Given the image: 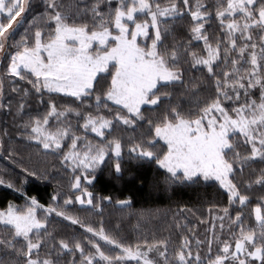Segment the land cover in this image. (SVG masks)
Instances as JSON below:
<instances>
[{
  "label": "snow or ice",
  "instance_id": "obj_1",
  "mask_svg": "<svg viewBox=\"0 0 264 264\" xmlns=\"http://www.w3.org/2000/svg\"><path fill=\"white\" fill-rule=\"evenodd\" d=\"M0 114V151L22 174L0 186L23 197L0 207V264H264V0H0ZM13 132L56 157L67 191L57 182L47 203L25 191L52 174ZM145 163L166 189H223L203 238L175 219V239L106 229L104 203L133 198L98 194V175L119 182Z\"/></svg>",
  "mask_w": 264,
  "mask_h": 264
},
{
  "label": "trees",
  "instance_id": "obj_2",
  "mask_svg": "<svg viewBox=\"0 0 264 264\" xmlns=\"http://www.w3.org/2000/svg\"><path fill=\"white\" fill-rule=\"evenodd\" d=\"M35 2L38 3L39 0H35ZM69 103H71V98L58 100V104ZM40 110L43 111V107ZM33 111H35V105H33ZM3 119V114H0V121ZM73 124H75L74 120ZM90 135L94 138L93 134ZM13 140L19 145L25 157L29 153L33 154L30 162L26 160L29 166L44 167L43 160L46 159L48 171L52 174L48 180L29 178L28 182L24 185V189L29 195H36L42 203H47L50 194L58 187L57 182L63 186L64 191H67L68 174L60 167L55 156L50 155L46 158H38L35 155V148H30L26 142L16 137L14 132ZM52 165H55V167H52ZM128 167L129 171L144 181L143 184L130 177L129 171L125 172L124 178L119 182L108 177L106 174H99L95 182L96 187L94 191L100 195H111L113 201L132 196L130 208H122L108 202H105L103 206V221L106 229L113 233L118 230L119 234L129 242H134L140 232L144 230H152L157 234H166L171 230L175 239L176 229L173 227L174 219L181 223H187L189 227L197 232V235L203 238L206 225L201 223V220L209 216V204L226 203V196L222 195L223 189H219L218 191V185H178L169 190L162 183L164 170H158L156 166L149 163H145L139 168L132 165ZM0 175L6 178H16L22 175L17 165L2 151H0ZM154 177L161 180V183L155 187L152 184ZM7 200L23 203V197L20 193L0 186V207L5 206ZM70 210L78 215L81 220L95 223L100 219L97 211L91 209L89 206H82L76 203L70 206ZM141 210L151 212V216L146 219L143 217L138 218L136 213ZM52 223L55 227L62 228L65 232H75L77 236H81L84 233V230L79 225H72L71 222L59 217L55 218Z\"/></svg>",
  "mask_w": 264,
  "mask_h": 264
},
{
  "label": "rangeland",
  "instance_id": "obj_3",
  "mask_svg": "<svg viewBox=\"0 0 264 264\" xmlns=\"http://www.w3.org/2000/svg\"><path fill=\"white\" fill-rule=\"evenodd\" d=\"M94 135V134H93Z\"/></svg>",
  "mask_w": 264,
  "mask_h": 264
}]
</instances>
